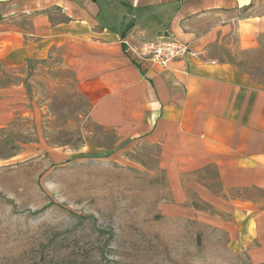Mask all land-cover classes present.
Listing matches in <instances>:
<instances>
[{"label": "crops", "instance_id": "1", "mask_svg": "<svg viewBox=\"0 0 264 264\" xmlns=\"http://www.w3.org/2000/svg\"><path fill=\"white\" fill-rule=\"evenodd\" d=\"M256 1L0 0V67L58 51L91 120L121 143L156 147L166 178L181 189L186 179L205 211L226 216L229 243L264 261V87L225 53L258 46ZM159 35L198 55L138 60L134 48ZM21 96L0 87V113Z\"/></svg>", "mask_w": 264, "mask_h": 264}, {"label": "rangeland", "instance_id": "2", "mask_svg": "<svg viewBox=\"0 0 264 264\" xmlns=\"http://www.w3.org/2000/svg\"><path fill=\"white\" fill-rule=\"evenodd\" d=\"M257 40L225 53L264 87ZM11 85L22 96L0 113V264H264L229 243L226 216L205 211L186 179L166 178L156 147L91 120L58 51L0 67V87Z\"/></svg>", "mask_w": 264, "mask_h": 264}, {"label": "built area", "instance_id": "3", "mask_svg": "<svg viewBox=\"0 0 264 264\" xmlns=\"http://www.w3.org/2000/svg\"><path fill=\"white\" fill-rule=\"evenodd\" d=\"M134 54L138 60H148L167 67L172 61L196 57L198 52L187 42L168 35H159L156 40L141 42L134 48Z\"/></svg>", "mask_w": 264, "mask_h": 264}]
</instances>
